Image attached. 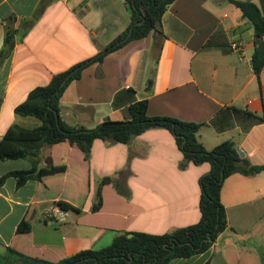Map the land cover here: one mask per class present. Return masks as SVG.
Instances as JSON below:
<instances>
[{
    "label": "crops",
    "instance_id": "obj_1",
    "mask_svg": "<svg viewBox=\"0 0 264 264\" xmlns=\"http://www.w3.org/2000/svg\"><path fill=\"white\" fill-rule=\"evenodd\" d=\"M240 1L257 4L264 16V0ZM130 24L126 0H0V51L7 31L20 30L0 68V138L14 124L39 125L18 116L17 106L54 75L98 56ZM160 28L163 34L153 31L84 68L61 97L62 118L93 129L130 119V105L148 100L150 117L204 124L199 138L208 150L231 140L252 164L264 166V69L258 76L252 66L264 36L229 0H175ZM43 153V165L51 156L68 168L22 187L14 177L0 186V250L12 246L58 261L107 247L123 231L165 234L201 219L200 178L211 165L190 162L182 169L184 154L168 129H149L128 144L96 139L89 162L67 143ZM29 168L27 159L0 157V177ZM126 170L131 173L119 178L131 197L106 183L103 204L93 210L98 179ZM221 199L230 227L208 251L168 264H262L252 240L264 226V171L229 176ZM60 200L77 209L60 208ZM23 220L28 234L17 231Z\"/></svg>",
    "mask_w": 264,
    "mask_h": 264
},
{
    "label": "trees",
    "instance_id": "obj_2",
    "mask_svg": "<svg viewBox=\"0 0 264 264\" xmlns=\"http://www.w3.org/2000/svg\"><path fill=\"white\" fill-rule=\"evenodd\" d=\"M174 1L126 0L131 24L125 32L98 56L54 75L49 84L38 86L29 93L26 101L17 106L16 114L22 117H34L40 121V124L31 128L12 125L0 138V157L3 160L27 159L31 163V168L4 174L0 177V186L9 177H14L17 186L22 187L30 180L44 181L48 177L65 173L68 165L55 163L51 156L47 157L46 165L42 164L46 159L43 152L47 147L67 143L80 151L84 161L89 162L96 139H103L109 143L128 144L149 129L165 128L172 132L184 154L180 163L182 169H185L190 162L197 165L207 162L211 165L210 172L200 178V221L165 234L123 231L107 247L82 250L58 261L32 256L8 246L0 250V264H168L174 259H190L208 251L219 236L230 227L226 208L221 199L224 181L233 174L250 176L264 171V166L254 165L247 157H241L235 142L224 141L212 150H208L199 138V131L204 124L172 117H150L147 114L148 100L137 101L130 105V119L125 121L108 119L93 129L72 127L60 113L64 91L72 81L80 79L84 68L94 62H102L107 54L131 41L144 39L153 31L163 34L160 23ZM229 1L253 24L256 35L264 36V16L260 7L250 1ZM33 24V20L27 21L28 28H25L23 33L26 34ZM19 33L20 30L14 28L7 31L0 51V68L13 50ZM252 66L259 76L264 69V40L257 43ZM130 173V170L120 171L117 175L98 179L97 202L92 209L101 208L102 187L106 183H113L119 193L130 198L131 191L126 181L119 178L120 175L127 176ZM55 204L64 210L77 209L64 200ZM17 231L19 234L30 233V223L23 220ZM260 257L264 264L262 250Z\"/></svg>",
    "mask_w": 264,
    "mask_h": 264
},
{
    "label": "rangeland",
    "instance_id": "obj_3",
    "mask_svg": "<svg viewBox=\"0 0 264 264\" xmlns=\"http://www.w3.org/2000/svg\"><path fill=\"white\" fill-rule=\"evenodd\" d=\"M253 241L259 242V249L264 251V226L261 227L260 229H258V231L255 232L254 240H252V242ZM261 263H262V260H261Z\"/></svg>",
    "mask_w": 264,
    "mask_h": 264
},
{
    "label": "water",
    "instance_id": "obj_4",
    "mask_svg": "<svg viewBox=\"0 0 264 264\" xmlns=\"http://www.w3.org/2000/svg\"><path fill=\"white\" fill-rule=\"evenodd\" d=\"M238 153L240 154L241 157H244V154H243V152L241 150H238ZM223 175H224V173H223ZM210 236H211V234L209 233L208 234V238L209 239H210Z\"/></svg>",
    "mask_w": 264,
    "mask_h": 264
},
{
    "label": "built area",
    "instance_id": "obj_5",
    "mask_svg": "<svg viewBox=\"0 0 264 264\" xmlns=\"http://www.w3.org/2000/svg\"><path fill=\"white\" fill-rule=\"evenodd\" d=\"M53 211H55V209H53Z\"/></svg>",
    "mask_w": 264,
    "mask_h": 264
}]
</instances>
